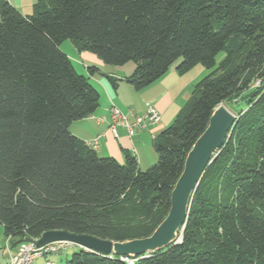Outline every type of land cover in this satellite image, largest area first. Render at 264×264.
Masks as SVG:
<instances>
[{
	"label": "trees",
	"instance_id": "obj_1",
	"mask_svg": "<svg viewBox=\"0 0 264 264\" xmlns=\"http://www.w3.org/2000/svg\"><path fill=\"white\" fill-rule=\"evenodd\" d=\"M65 41L106 66L134 62L125 82L137 92L173 66L181 76L198 65L210 71L156 137L150 169L130 155L124 164L102 158L71 133L101 96L60 49ZM239 97L245 107L197 185L179 243L127 258L79 247L65 264H264V0H39L29 16L0 0V226L8 246L50 231L115 243L151 237L214 112Z\"/></svg>",
	"mask_w": 264,
	"mask_h": 264
},
{
	"label": "crops",
	"instance_id": "obj_2",
	"mask_svg": "<svg viewBox=\"0 0 264 264\" xmlns=\"http://www.w3.org/2000/svg\"><path fill=\"white\" fill-rule=\"evenodd\" d=\"M6 1L23 15L29 16L39 0ZM78 54L87 71L89 67L95 66L103 74L94 76L89 74L90 79L94 81L93 86L100 93L101 100L100 107L94 115L71 125V133L94 149L102 158H113L120 164H124L126 155H130L137 159L142 171L150 169L158 162V155L154 148L156 137L173 123L181 108L190 99L196 83L208 71L198 65L181 76L177 73L176 66H173L162 79L137 92L125 82L126 78L134 72L135 66L127 64L124 67H117L118 69L105 67L96 56L90 53L78 52ZM126 67L129 70L128 74L121 73L119 69ZM108 77L119 82L117 89H114ZM113 105L119 108L132 124L137 118L144 116L151 106L161 114V121L155 125L146 124L137 128L132 136L124 127L119 126L117 134L114 135L110 130L112 123L110 108ZM103 117L106 121L98 123L97 119ZM97 138L99 142L95 147L94 142ZM8 245L7 243V248H10ZM13 252L14 250L11 249L6 252L9 259Z\"/></svg>",
	"mask_w": 264,
	"mask_h": 264
},
{
	"label": "water",
	"instance_id": "obj_3",
	"mask_svg": "<svg viewBox=\"0 0 264 264\" xmlns=\"http://www.w3.org/2000/svg\"><path fill=\"white\" fill-rule=\"evenodd\" d=\"M236 122L237 116L224 106H220L214 112L209 127L188 155L184 172L172 194V205L168 217L151 237L115 243L86 235L78 236L64 231H50L41 236L37 241V246L68 242L103 256L117 255L127 258L155 253L179 243L181 239L178 234L186 224L197 185L207 166L224 147Z\"/></svg>",
	"mask_w": 264,
	"mask_h": 264
},
{
	"label": "built area",
	"instance_id": "obj_4",
	"mask_svg": "<svg viewBox=\"0 0 264 264\" xmlns=\"http://www.w3.org/2000/svg\"><path fill=\"white\" fill-rule=\"evenodd\" d=\"M111 120L110 125L111 132L116 135L117 128L119 126L124 127L128 133L132 136L135 130L139 127L147 125H155L161 121V114L153 106L149 107L147 113L136 119L135 123L129 122L128 118L122 113V111L116 106H111L110 108ZM106 119H97L98 123L105 122ZM99 138L94 142V146L97 147ZM39 239L20 245L11 255L10 264H37L38 259H47L49 256L58 255L68 246H77L68 242H55L43 247L37 246V241ZM10 249V248H9ZM126 260V259H125ZM41 264H53L49 260L42 262Z\"/></svg>",
	"mask_w": 264,
	"mask_h": 264
},
{
	"label": "rangeland",
	"instance_id": "obj_5",
	"mask_svg": "<svg viewBox=\"0 0 264 264\" xmlns=\"http://www.w3.org/2000/svg\"><path fill=\"white\" fill-rule=\"evenodd\" d=\"M64 53H67L73 63L74 68L76 69L77 73L81 76H85L90 78V75L88 71L85 68V65L82 64V60L79 58L78 51L74 48L71 41H65L60 48ZM225 57V53L219 54L217 58V62L220 63ZM180 62H178L176 65H178ZM128 66H136L134 62H130ZM106 67V65H105ZM111 68H117L108 66ZM118 69V68H117ZM121 73H127L129 72L128 67L124 69H119ZM210 71L206 73L204 77L209 75ZM132 75V74H131ZM130 75V76H131ZM129 77V76H128ZM201 78L200 80H202ZM199 80V81H200ZM91 84L94 83L92 79H90ZM258 84V83H257ZM256 84V85H257ZM244 97V96H243ZM243 97L237 98V100L232 101V103L223 104L226 109H228L232 114L236 115V113L245 107V103L242 101ZM6 238L4 237V227L0 226V264H10V259L8 258V254L6 252H9V248H7ZM9 244V243H8ZM79 246H68L66 249H64L59 255H52L49 256L47 259H38L36 260L37 264H41L44 261L49 260L51 263L54 264H65L67 261L71 259V257L78 253ZM8 259V260H7Z\"/></svg>",
	"mask_w": 264,
	"mask_h": 264
}]
</instances>
